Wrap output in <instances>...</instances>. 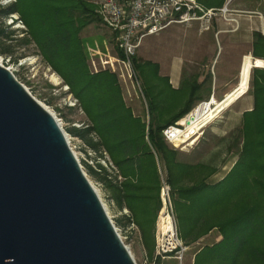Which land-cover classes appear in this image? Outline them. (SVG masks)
Masks as SVG:
<instances>
[{"label": "trees", "instance_id": "1", "mask_svg": "<svg viewBox=\"0 0 264 264\" xmlns=\"http://www.w3.org/2000/svg\"><path fill=\"white\" fill-rule=\"evenodd\" d=\"M10 15H17L26 29L21 42L34 46L87 118V127L71 134L94 151L102 149L107 154L121 178L116 185L107 180L113 198L129 213L149 257L154 251L163 184L170 188L177 234L184 246L196 244L213 231L221 236L218 244L196 253L194 264H224L226 240L235 243L237 249L246 241L264 240V69L251 71L248 92L253 108L242 114L238 136L222 140L225 153H232L237 160L222 180L211 184L218 166L180 162V153L162 134L192 111L200 89L196 82L189 85L181 107L169 112L167 107L156 106L159 100L165 101L161 99L166 94L153 84L160 79L158 65L134 57V69L146 85V91L141 89L147 106L146 122L127 106L114 73L90 70L80 34L89 25L100 24L93 4L87 0H15L7 7L0 6V43L7 37L2 18ZM8 53L0 49V55ZM251 56L264 61V36L259 32L253 33ZM164 80L171 91L168 79ZM149 88L155 91L147 96ZM166 111L169 113L163 117ZM87 169L90 175H98L89 166Z\"/></svg>", "mask_w": 264, "mask_h": 264}, {"label": "water", "instance_id": "2", "mask_svg": "<svg viewBox=\"0 0 264 264\" xmlns=\"http://www.w3.org/2000/svg\"><path fill=\"white\" fill-rule=\"evenodd\" d=\"M0 264H136L55 116L1 65Z\"/></svg>", "mask_w": 264, "mask_h": 264}, {"label": "rangeland", "instance_id": "3", "mask_svg": "<svg viewBox=\"0 0 264 264\" xmlns=\"http://www.w3.org/2000/svg\"><path fill=\"white\" fill-rule=\"evenodd\" d=\"M246 8H248V10L252 9L253 12L243 11L239 13H231V16H229V18L234 19L239 23V31L243 32V30L245 29L248 34L250 32L257 31L262 36H264V29L262 30L259 25L255 26L254 21L256 17L258 18V22L262 20L264 21V0L262 6L258 4L256 8V6L253 4L252 6H247ZM228 9L230 11H233V9L236 8L234 6L232 7L231 5L228 7ZM255 9H257L258 11V16L254 15L256 13ZM14 16H16V18L18 19L17 15ZM2 20L4 22V27L6 28L5 30L7 33V37H5L0 43V49H7L9 52L8 54L0 55L3 67L13 72L16 80L28 91V93L37 102L41 103L43 107H45V109H47L55 116L63 131L68 136L71 143V148L77 155L86 177L97 190L99 198H101L103 204L106 206L109 219L113 223L117 233L120 235L124 245L129 249L135 263L147 264L151 262L154 258L155 253L156 234L159 230L158 224L161 213L164 209L161 191V207L157 214V220L154 228V251L153 255L149 257V253L141 242L138 229L130 223L129 213L126 209L119 208L114 200L115 198H113V191L107 182L110 181L113 185H116L118 182H120V179L117 175L115 167L110 162L107 154L103 152L102 149H99L98 152L94 151L92 148L85 145L84 142L80 140V138L74 137L71 134L73 130H84L88 125L87 118L78 107L77 102L68 93L67 87L62 84L61 80L50 71V69L37 55V51L34 46L24 45L21 42L23 38H25L26 29L20 23V21L17 20L11 23L9 21V17H3ZM218 21V24L221 23L224 26L225 31H230L234 27H237L236 24L231 22H225L223 20H221L223 22H221L220 20ZM184 27L187 26L174 25L169 27L167 30L159 33L155 37L153 36L145 39L144 44H146V46L144 47L142 45L140 50L137 51L135 58L140 61L149 60L152 62L160 63H162V60L164 59H173L172 62L168 64V66H170L173 71H177L180 74L181 80L186 84L191 85L194 82L199 84L201 82L204 84V87L205 85H207L206 83H208V85L210 83L211 85V82L213 83V81H215V76H219L220 79L224 75L223 71H221L220 69L224 66L225 55L223 54L221 56V52H219L214 64V66L218 64L217 70L212 68L207 71L203 68L202 63L204 64V62H207L210 58V55H208V53L206 52H203L204 47L201 44V51L200 49L196 51L197 54L195 58L187 62L184 61L183 64L180 63L181 61L179 62V64H177V61L174 58L177 57L179 51L182 49L183 38H185L186 35L188 36L187 31L182 35L181 30L184 29ZM217 28V22L215 21L213 26L209 30V34L212 36L217 31ZM198 30L199 32L203 31L200 27L198 28ZM80 35H82L81 39L83 41L84 49L87 54L88 65H90V63H93L96 67L99 68L103 66L101 65V59L107 60V56L111 58H119L121 56L114 50L112 35L101 25V23L89 25L81 32ZM214 38L216 39V34H214ZM242 57V55L233 53L232 58L233 60H235L234 67H236V69H228L226 70V72H224L226 74L224 76H227V78L229 79L233 78L234 83H237L238 81V72ZM182 59L183 58H180V60ZM158 77L160 79L156 81L154 80L153 82L154 87H158L160 90H165L166 94H164L162 99L160 98L161 100L165 101L162 102L159 100V103H157L159 106L157 104L156 106L164 109L165 107H167V110L171 112L181 105L184 95H181L178 92L170 91L164 78H161L159 75ZM136 78L137 83L133 82L128 86L120 83V86L122 88L124 100L127 106L132 109L133 114L136 117H141L143 120L148 122L147 106L141 92V89L143 91H146V85L144 81L139 78L137 73ZM149 78L152 81V71H150ZM155 88H153L154 90H152V88H149V94L147 96L153 94ZM205 98H207V95H205ZM220 99L221 98L218 97L216 98L217 101H219ZM250 99L253 98L250 92L247 91L242 101H238L233 104L228 110H226L210 125H208L198 135L195 142L192 141L184 145L179 144L175 147L169 145L172 149L180 153L179 161L185 164H197L205 162L210 163L213 166H220L223 162H225L224 165L219 168L216 175V180L225 177L233 167L234 163L237 160V157L232 153H225V143L222 140L231 137V135L233 134H235V136H238L239 130L241 128L242 114L244 113L242 111L244 109V106L249 103ZM197 104L198 103H195L192 110L195 109ZM169 112H164L163 117H167ZM92 137L93 141L96 142L97 139L94 136ZM97 164H99L104 169V171H101ZM87 166H89L98 175H90ZM170 218L174 223L175 218H172L171 214ZM214 233L218 234L217 231H215ZM205 238L201 239L196 244L187 247L188 249L183 257V264H194V257L197 252L202 250L204 247L213 246L211 245L213 240ZM157 264L177 263L171 259H168L165 261L159 260Z\"/></svg>", "mask_w": 264, "mask_h": 264}, {"label": "built area", "instance_id": "4", "mask_svg": "<svg viewBox=\"0 0 264 264\" xmlns=\"http://www.w3.org/2000/svg\"><path fill=\"white\" fill-rule=\"evenodd\" d=\"M96 7V14L101 25L112 35L114 50L121 56L109 57L107 60L101 59L102 67L93 66V73L99 71H110L117 76L118 82L125 86L137 83L136 72L133 66V58L142 45L145 38L156 36L171 26H189L193 23L199 25L203 31L210 29L215 19L231 22L237 25V21L229 18L232 11L228 9L229 4H225L218 9L206 8L195 0H88ZM15 0H1L0 6H8ZM18 19L14 15L9 16V21L13 23ZM93 62V61H92ZM99 71H98V70ZM13 73V72H11ZM213 100L211 96L207 101L197 104L183 119L188 118L194 111L210 105ZM174 128H183L180 123L167 127L163 132L165 141L175 147L172 131ZM121 180V178L119 177ZM163 210L167 216H173L170 202V188L163 184L161 188ZM170 212V213H169ZM174 235L172 237L157 232L154 258L147 264H157L158 261L171 259L177 264H183V257L187 251L179 240L175 222Z\"/></svg>", "mask_w": 264, "mask_h": 264}, {"label": "crops", "instance_id": "5", "mask_svg": "<svg viewBox=\"0 0 264 264\" xmlns=\"http://www.w3.org/2000/svg\"><path fill=\"white\" fill-rule=\"evenodd\" d=\"M195 1L199 3L200 5L206 8H209V9H218V8L223 7L225 4H229V6L232 5V7L234 6L236 8V9H233L232 11L233 13H239L243 11L253 12L252 9L248 10V8L246 7L252 6L254 4L257 8L258 4L260 6H262L263 4V0H195ZM255 10H256L255 11L256 13L254 15L258 16L259 15L257 13L258 11L257 9ZM218 20L220 19H215L211 24V27H212L214 22L215 21L217 22L218 28H217V31L214 33L216 34V39L214 38V34L212 36L209 34V30L211 29V27L207 31L199 32L198 30L199 25L196 23H193L187 27H184V29L181 30L182 35L183 33L187 31L188 36L186 35L185 38H183L182 49L179 51L177 57L174 58L176 59L177 64H179L180 61H181L180 63L183 64L184 61L187 62L195 58L197 54L196 51L198 49H200L201 51V47H200L201 44L204 47L203 52H206L208 53V55H210V58L208 59V61L204 62V64L202 63L203 68L206 69L207 71L212 68L217 70L218 64H216V66H214V64H215V60L219 52H221V56L223 54L225 55L224 66L220 69L221 71H223L224 75H226L224 73L226 72V70L236 69V67H234L235 60H233L232 58L233 53L242 55L243 57L244 56L252 57L251 52H252L253 33L257 31L250 32L249 34L248 32H246L245 29L243 30V32L239 31L240 26L238 22H237V27H234L230 31L229 30L225 31L224 26L221 23L218 24L219 23ZM254 21H255V26L259 25V27H261L262 30L264 29L263 20L258 22V18L256 17ZM80 36L82 38V35ZM144 40L142 42V45L145 47L146 44H144ZM180 58H183V59L180 60ZM253 59L257 60L255 58ZM164 60H162V63L152 62L149 60H146V62H150L152 64L158 65V69H159L158 75L161 78L168 79V85L171 88L172 92H178L179 94L184 95V97L186 95L188 96V92L190 90L189 85H187L184 81L181 80L180 74L177 71H173L172 68L168 66V64H170V62H172L173 59H164ZM224 75L220 79H219V76H215V81H213V83L211 82V85L210 83L209 85L208 83H206L207 85H205V87H204V84L200 82L198 84L200 86V89L195 93L196 103L207 101L211 96L215 100L217 97L222 99L224 96L229 94L232 90H234L237 83H234L233 78L229 79L227 78V76H224ZM205 95H207V98H205ZM243 97L238 101H242ZM183 100L185 101L186 99L183 98ZM180 107L181 106L177 107L176 109H179ZM252 108H253V99H250L249 103L246 104V106H244V109L242 112L250 111L252 110ZM220 167L222 166L221 165L218 166V170ZM217 173L213 177H211V181L209 180L211 184L217 183L224 178L222 177L216 180ZM214 232L215 231L211 232L209 235L206 236V238L213 240L211 245L218 244L221 241L220 234L218 232H217L218 234H215ZM224 264H264V240L255 239L254 241L253 240L249 242L246 241L242 243L241 246L238 247V249L236 248L235 243H232L231 241L226 240L224 244Z\"/></svg>", "mask_w": 264, "mask_h": 264}, {"label": "bare ground", "instance_id": "6", "mask_svg": "<svg viewBox=\"0 0 264 264\" xmlns=\"http://www.w3.org/2000/svg\"><path fill=\"white\" fill-rule=\"evenodd\" d=\"M0 65L3 67L1 57H0ZM255 66L257 68H264V61L254 60L250 56H244L241 60V64H240L239 72H238V81H237V85L234 88V90H232L229 94L224 96L219 101L213 98V100L210 102V105H206L203 108H200L194 111L188 118L180 120L179 123L180 125L183 126V128H174L172 131L175 145H179V144L184 145L192 141L195 142L197 140L198 135L208 125H210L222 113H224L233 104H235L238 100H240L248 91L251 71ZM39 104L43 106L41 103ZM66 137L69 142V146L71 147L70 140L67 135ZM72 151L75 154L73 149ZM75 156L78 159L76 154ZM93 188L95 189L94 186ZM95 191L97 192L96 189ZM103 206L107 212L106 206L104 204ZM158 228H159V232H161L164 235L166 234L169 237H172L174 235L173 222L171 218L166 215L165 210H163L161 213Z\"/></svg>", "mask_w": 264, "mask_h": 264}]
</instances>
